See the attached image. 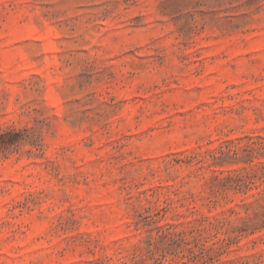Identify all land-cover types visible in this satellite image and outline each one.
<instances>
[{"label": "rangeland", "instance_id": "1", "mask_svg": "<svg viewBox=\"0 0 264 264\" xmlns=\"http://www.w3.org/2000/svg\"><path fill=\"white\" fill-rule=\"evenodd\" d=\"M0 264H264V0H0Z\"/></svg>", "mask_w": 264, "mask_h": 264}]
</instances>
